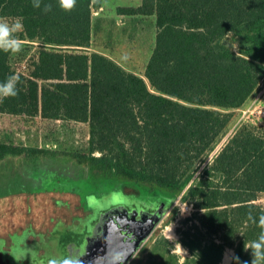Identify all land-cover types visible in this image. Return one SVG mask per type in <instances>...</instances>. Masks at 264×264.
<instances>
[{"label": "trees", "instance_id": "trees-1", "mask_svg": "<svg viewBox=\"0 0 264 264\" xmlns=\"http://www.w3.org/2000/svg\"><path fill=\"white\" fill-rule=\"evenodd\" d=\"M44 3L52 5L50 12ZM93 5L77 0L66 12L58 0H42L41 8L32 0H0V18L23 25L17 34L22 50L0 51V82L20 77L19 94L0 102V114L18 123L37 117L87 122V147L65 154L94 177L151 194L149 204L164 201L167 210L178 197L194 203L191 223L177 240L188 256L181 260L176 242L156 228L129 264H222L227 248L235 250L231 264H251L245 245L264 231L258 225L264 206L257 201L264 194V124L242 121L203 164L234 123L233 109L264 80V0L118 6L121 14L155 16L144 76L92 48ZM15 57L25 61L23 70ZM59 151L1 139L0 174L22 173L20 163ZM173 207L166 223L178 212Z\"/></svg>", "mask_w": 264, "mask_h": 264}, {"label": "rangeland", "instance_id": "rangeland-1", "mask_svg": "<svg viewBox=\"0 0 264 264\" xmlns=\"http://www.w3.org/2000/svg\"><path fill=\"white\" fill-rule=\"evenodd\" d=\"M105 1L109 6H113L116 4H137L141 0ZM93 18L95 19L96 17ZM8 20L9 22L13 21L11 19ZM115 21V24H109L110 29L104 36L100 35L98 29H96L92 48L101 50L102 47L118 45L119 42L120 48H115L119 51L113 54L114 58L122 61L125 65L132 66V70L144 76L147 60L155 45L157 32L155 16L133 17L132 19L119 17ZM117 36L118 38H116ZM138 42L142 43L139 47L135 46V43L138 44ZM101 45L102 47H99ZM230 45L238 48L236 44L230 43ZM35 49V46L32 47L33 53ZM17 61L15 57V67L17 70H23L25 61ZM233 111L235 112L234 123L213 153L204 161L203 165H206L212 159L213 155L242 121L250 120L264 124V80L247 102L243 106L233 109ZM1 139L12 140L19 144L53 147L60 150L56 156L41 155L36 157L22 169V173L25 183L29 184L33 189H60L80 192L84 207L88 212L85 218H80L79 224L73 226L66 224L67 228L73 230L72 232L74 233L83 231L87 225L91 227L103 209L116 205H124L131 210L151 206L149 204L150 200H148L151 194L136 195L131 192L127 193L128 191L120 187V183L115 187L109 180L97 179L92 175L87 165L81 164L76 159L65 154L68 150H82L87 147L89 139V125L87 122L37 117L33 120H25L18 123L14 116H2L0 114ZM16 158L18 159V157ZM20 180L22 181V178ZM144 200L148 201L144 202ZM257 201L264 206V194H260ZM155 202H157V199ZM171 208L166 211L163 219L157 225V229L161 231V234L176 242L175 249L180 253L183 260L188 256V251L177 240L181 235V230L191 223V221H187V217L190 214L187 211L183 212L180 206L176 205L173 207V209H178L175 218L171 222L166 223L165 220L169 217ZM169 227L172 229V235L167 233ZM64 230L62 229L61 232H64ZM155 234L151 237L152 239ZM56 237H60V234H57ZM43 242H46V240ZM30 249L34 250L33 248ZM234 253L233 248H227L223 264H228Z\"/></svg>", "mask_w": 264, "mask_h": 264}, {"label": "flooded vegetation", "instance_id": "flooded-vegetation-1", "mask_svg": "<svg viewBox=\"0 0 264 264\" xmlns=\"http://www.w3.org/2000/svg\"><path fill=\"white\" fill-rule=\"evenodd\" d=\"M27 163L22 162L17 168L23 169ZM11 173L0 174V179L11 178L8 184L0 181V264H48L50 259L69 254L82 260L87 252L86 245H91L88 241L100 233L103 223L101 217L115 206L103 209L91 227L87 225L83 231L74 233L67 227L79 224L80 218H85L88 212L80 192L33 189L25 183L23 173ZM153 204L143 208L153 211L158 203ZM62 229H65L64 232H61ZM57 234L60 237L57 238ZM232 259L228 264H231Z\"/></svg>", "mask_w": 264, "mask_h": 264}, {"label": "water", "instance_id": "water-1", "mask_svg": "<svg viewBox=\"0 0 264 264\" xmlns=\"http://www.w3.org/2000/svg\"><path fill=\"white\" fill-rule=\"evenodd\" d=\"M228 44L227 39L225 40ZM167 211L164 201L155 210L130 209L119 205L108 210L102 217L99 235L88 241L82 264H115L127 257L128 264L147 241ZM104 225V226H103Z\"/></svg>", "mask_w": 264, "mask_h": 264}, {"label": "clouds", "instance_id": "clouds-1", "mask_svg": "<svg viewBox=\"0 0 264 264\" xmlns=\"http://www.w3.org/2000/svg\"><path fill=\"white\" fill-rule=\"evenodd\" d=\"M77 0H58L59 7L66 11H72L76 6ZM33 7L41 8L42 0H32ZM52 10L50 3L43 4V11L45 13ZM23 29L22 23L19 19L9 22L6 18H0V51L19 53L22 50V41L17 35ZM20 81L18 75H11L5 81L0 82V102L5 98L16 97L18 93L17 84ZM248 220L256 223L257 221L249 212ZM258 225L264 229V214H261L258 219ZM245 251H249L251 255V264H264V231H261L258 238L245 245ZM237 261L238 257L235 258ZM127 257L115 262V264H125ZM48 264H82L78 256L69 254L66 257L54 258L48 261ZM248 264V262H245Z\"/></svg>", "mask_w": 264, "mask_h": 264}, {"label": "crops", "instance_id": "crops-1", "mask_svg": "<svg viewBox=\"0 0 264 264\" xmlns=\"http://www.w3.org/2000/svg\"><path fill=\"white\" fill-rule=\"evenodd\" d=\"M141 2H142V0L140 2H137V4H116L113 6H109L105 0H93L94 5H93L92 17H96L95 19L93 18L95 28L98 29L100 35L104 36V34L106 32H108V30L110 29L109 24L110 25L115 24L116 23L115 19H118L119 17L129 18V19H132L133 17L134 18L135 17L136 18L145 17V16H132V15L121 14L117 10V7L120 5H139ZM112 28L115 30L114 27H112ZM118 36L116 38H118ZM135 44H136L135 46L139 47V45H141L142 43L138 42V44L137 43H135ZM99 47H102V45ZM115 48H117V49L120 48L119 42H118V45L108 46L105 48L102 47L101 50L97 49V48L96 49L113 56V54H116V52L119 51V50H116ZM120 52H122V51H120ZM127 52H129V51H127ZM118 61L123 64L122 61H120V60H118ZM123 65L126 68L133 69L132 66H128L125 64H123Z\"/></svg>", "mask_w": 264, "mask_h": 264}, {"label": "built area", "instance_id": "built-area-1", "mask_svg": "<svg viewBox=\"0 0 264 264\" xmlns=\"http://www.w3.org/2000/svg\"><path fill=\"white\" fill-rule=\"evenodd\" d=\"M176 205H179L183 212L187 211L190 215H192V213L197 209L193 202L183 200L181 197H178L177 200L174 202L173 206Z\"/></svg>", "mask_w": 264, "mask_h": 264}, {"label": "bare ground", "instance_id": "bare-ground-1", "mask_svg": "<svg viewBox=\"0 0 264 264\" xmlns=\"http://www.w3.org/2000/svg\"><path fill=\"white\" fill-rule=\"evenodd\" d=\"M167 233L170 234V235L173 234L172 229L170 227L168 228Z\"/></svg>", "mask_w": 264, "mask_h": 264}]
</instances>
